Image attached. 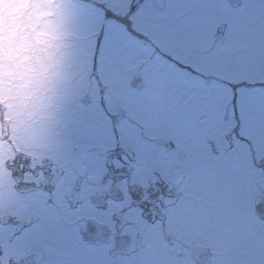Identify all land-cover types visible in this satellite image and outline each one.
Wrapping results in <instances>:
<instances>
[{"label":"rangeland","instance_id":"obj_1","mask_svg":"<svg viewBox=\"0 0 264 264\" xmlns=\"http://www.w3.org/2000/svg\"><path fill=\"white\" fill-rule=\"evenodd\" d=\"M160 1L0 0V264H264V0Z\"/></svg>","mask_w":264,"mask_h":264},{"label":"water","instance_id":"obj_2","mask_svg":"<svg viewBox=\"0 0 264 264\" xmlns=\"http://www.w3.org/2000/svg\"><path fill=\"white\" fill-rule=\"evenodd\" d=\"M156 4H157L158 6L161 5V3H160L159 1H157ZM88 148H89L88 145H85V144H83V145H79V146L77 147L76 151L74 152V154H73V156H72V159H71L72 164H73L74 166H76V167H79L78 169H79V171H80L81 173H83L84 170H85V167H84V166H81V164H82V162L84 161V159H85V157H86V154H85L84 152H85ZM180 177H181V176H180L179 172L176 171V172L173 174V181H174V182L179 181ZM263 185H264V180L260 182V186H263ZM137 224L139 225V227H141V224H140V223H137Z\"/></svg>","mask_w":264,"mask_h":264},{"label":"flooded vegetation","instance_id":"obj_3","mask_svg":"<svg viewBox=\"0 0 264 264\" xmlns=\"http://www.w3.org/2000/svg\"><path fill=\"white\" fill-rule=\"evenodd\" d=\"M102 92H104V91H102ZM99 100L102 101V100H104V98H102V97L100 96ZM102 103H103V102H102ZM92 151H93V146H91V149H90L89 153H91ZM92 220H94V219H92Z\"/></svg>","mask_w":264,"mask_h":264}]
</instances>
